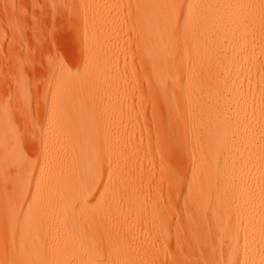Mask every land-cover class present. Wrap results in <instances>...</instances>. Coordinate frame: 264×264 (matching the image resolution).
I'll list each match as a JSON object with an SVG mask.
<instances>
[{
  "label": "bare ground",
  "instance_id": "6f19581e",
  "mask_svg": "<svg viewBox=\"0 0 264 264\" xmlns=\"http://www.w3.org/2000/svg\"><path fill=\"white\" fill-rule=\"evenodd\" d=\"M126 1L137 10L161 105L158 148L183 161L175 193L189 210L178 211L179 229L202 231L193 234L209 245L210 264H264V0ZM53 4L72 23L80 56L76 66L46 60L36 123L38 103L20 77L27 134L0 102V263L144 264L133 261L143 237L156 264L175 230L157 209L159 194L150 224L140 219L137 164L120 133L129 102L89 95L127 83L115 55L124 0ZM108 120L116 129L103 132Z\"/></svg>",
  "mask_w": 264,
  "mask_h": 264
},
{
  "label": "rangeland",
  "instance_id": "374dc122",
  "mask_svg": "<svg viewBox=\"0 0 264 264\" xmlns=\"http://www.w3.org/2000/svg\"><path fill=\"white\" fill-rule=\"evenodd\" d=\"M59 13L53 4V0H0V100H2L0 102L3 104L4 101V103L10 104L8 107L10 106L9 108L12 109L11 113L14 114L12 116L18 127L26 132L25 134L33 126L31 123L29 124L30 120L27 119L29 115L23 110L20 99L18 100L20 77H25L26 81L28 80L27 87L31 99L34 101L33 107L38 103L33 108L34 111L37 110L33 114L39 115L38 117L41 120L43 110L42 108L40 110L41 105L38 101L43 88L39 87H43L42 81L49 76L48 64L55 62V60H62V58L64 62L72 66L78 64L80 42L76 39L75 29L71 27L72 23L69 24L68 17ZM121 15L127 26L120 32L118 41L120 50L113 54L123 65L122 72L127 79V83L119 86V90L116 88L112 90V87L108 84L97 86L89 95L91 98L96 95L101 97L119 96L129 102V106L123 113L124 128L120 130V133H123L122 147L127 149L126 158L129 161H135L137 164L133 175L136 182L134 190L140 195L138 200L142 213L140 219H142L144 225L150 224L153 215L151 204L154 197L159 194L162 195V200L157 209L165 219L173 220L174 224L173 244L174 242L177 243L170 246L171 250L164 251L160 255L162 257L158 261L156 260V264H210L211 251L208 249L209 245L203 242L199 243L197 237L193 234L196 231L197 233L202 231H198V228L194 230L189 229V227L186 228V225V230L179 229L178 211L182 209L184 211L189 210L188 207L182 208L181 199L175 193V185L181 181L184 175L182 157L169 154L170 152L166 155L158 148L157 128L159 122L157 116L161 113V105L147 74L143 51L145 44L143 30L135 20L137 10L133 4H128L124 0ZM49 57L50 59H48ZM178 57H180L179 54ZM46 60L50 62L48 63ZM39 81L41 82L38 83ZM37 115L34 117L35 123L39 119ZM103 125H106L103 132L114 131L117 126L112 120L104 122ZM201 126L205 127L206 124ZM28 145L32 149L33 144L31 141H28ZM166 166L170 167L167 170L168 173L171 171V175L162 173L161 167L167 168ZM159 171L163 174L162 176ZM172 174L177 175V177H173ZM184 198H186L185 193L182 201H184ZM178 230H181V232ZM191 233L195 236L193 240ZM143 242V237L137 239L135 248H133V261L136 262L137 257H140L141 263L150 264V259L145 257H148L150 245L148 244L145 248Z\"/></svg>",
  "mask_w": 264,
  "mask_h": 264
}]
</instances>
